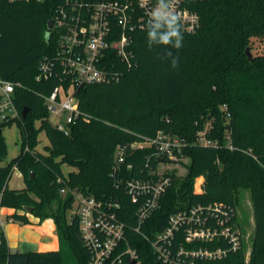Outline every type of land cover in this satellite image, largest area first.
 Listing matches in <instances>:
<instances>
[{
    "label": "trees",
    "instance_id": "16d2710c",
    "mask_svg": "<svg viewBox=\"0 0 264 264\" xmlns=\"http://www.w3.org/2000/svg\"><path fill=\"white\" fill-rule=\"evenodd\" d=\"M65 2L0 0V77L14 83L21 114L0 128V212L13 209L6 221L25 224L31 222L30 214L41 221L52 217L59 238L56 251L22 252L8 245L0 229V263L88 264L89 251L74 214V193L83 192L103 202H119L128 238L143 264H161L150 243L134 230L138 203L125 188L127 178L152 176L157 160L150 158L146 166L151 147L129 148L120 168L116 156L118 145L129 146L163 130L184 141L181 157L189 162L183 176L176 169L169 171L172 183L142 231L161 230L171 213L199 204H223L236 212L237 191L248 188L255 213L249 264H264V0L192 2L189 7L200 18L195 32H187L176 19L134 30L137 65L119 81L77 86L81 113L68 134L50 121L46 100L59 77L38 78L42 63L59 45L61 32L53 26L48 33V21ZM169 22L179 31L180 47L176 39L161 42ZM15 122L22 149L4 165L7 144L2 130ZM44 129L49 144L39 151L37 138ZM63 164L74 170L65 174ZM15 167L25 177L22 189L8 186ZM199 176L205 187L200 193L195 192ZM25 205L33 211H26ZM237 257L243 260V254Z\"/></svg>",
    "mask_w": 264,
    "mask_h": 264
},
{
    "label": "built area",
    "instance_id": "2783aa9c",
    "mask_svg": "<svg viewBox=\"0 0 264 264\" xmlns=\"http://www.w3.org/2000/svg\"><path fill=\"white\" fill-rule=\"evenodd\" d=\"M195 1L199 0H66L60 5L53 19V26L61 32L59 45L55 55L42 63L38 77L55 74L60 80L46 100L52 114L66 116L53 125L69 133V125L81 113L75 96L77 86L119 81L126 70L137 65L134 30L176 19L187 32H195L200 18L189 7ZM14 90L12 81L0 77V128L3 123L21 118ZM201 141L209 143L202 136ZM183 146L181 138L163 130L129 146L118 145V168L125 162L129 148L151 147L146 166H150V158L157 160L158 170L151 167L152 176L125 180L127 194L138 203L134 230L150 243L161 264H249L252 240L249 242L238 212H231L223 204H199L179 210L167 217L161 230L151 234L142 231L172 183L169 171L173 167L168 165L182 159ZM197 184L195 192H203V176ZM74 195V214L89 251L88 264H143L138 248L128 238V225L118 212L119 202H103L83 192ZM4 222L0 217L1 226ZM239 253L243 254L242 261L237 257Z\"/></svg>",
    "mask_w": 264,
    "mask_h": 264
},
{
    "label": "rangeland",
    "instance_id": "374dc122",
    "mask_svg": "<svg viewBox=\"0 0 264 264\" xmlns=\"http://www.w3.org/2000/svg\"><path fill=\"white\" fill-rule=\"evenodd\" d=\"M258 45H259V42L257 40L252 43L253 52H255V50L257 49L256 47ZM262 50H264V44L262 45ZM65 116L66 115L64 113H60L58 115L51 113L50 121L52 122V124H56L59 121H63V119H65ZM2 131H3V135L5 137L6 144H7V155L2 163L4 165H7L14 157L18 156L19 153L21 152L23 140H22L20 127L17 124V122L13 123L12 125H6ZM47 144H49V138H48L46 130L44 129V130H41L38 134L37 149L39 151H43L45 145ZM188 162H189V159L187 157H184L183 159H179V160L174 161L173 163H170L168 166H171L173 167V169H176L177 174L179 176L181 175L183 176V174L186 171L185 164ZM63 170L65 174H68L70 171L74 170V168L69 165L63 164ZM199 180H200V176L195 179V184L197 183L199 184ZM8 186L10 188H15V189H22L25 187V177L16 167L13 169L11 177L8 180ZM237 195H238V199L236 203V212H238V218L244 226V232L246 234H249L248 240L249 242H251L253 238L254 226H255V223H254L255 213H254V208H253L251 191L248 188H240L237 191ZM32 211L33 209L28 212H32ZM43 213L46 214L47 212H43ZM29 217L32 218L33 220H35L36 218L38 220L41 219L40 217H36L35 215H32V214H30ZM46 219H52L54 221L52 217H48ZM46 219H43V220H46Z\"/></svg>",
    "mask_w": 264,
    "mask_h": 264
},
{
    "label": "crops",
    "instance_id": "0c3cea01",
    "mask_svg": "<svg viewBox=\"0 0 264 264\" xmlns=\"http://www.w3.org/2000/svg\"><path fill=\"white\" fill-rule=\"evenodd\" d=\"M13 211L10 208H3L0 212V217L5 221L3 226L0 225V229L12 249L22 252L59 249L56 224L52 219L40 221L37 218L35 220L30 218L31 222L26 224L19 221H6L7 216Z\"/></svg>",
    "mask_w": 264,
    "mask_h": 264
},
{
    "label": "clouds",
    "instance_id": "9594fccd",
    "mask_svg": "<svg viewBox=\"0 0 264 264\" xmlns=\"http://www.w3.org/2000/svg\"><path fill=\"white\" fill-rule=\"evenodd\" d=\"M168 27H169V31L160 37L161 42L164 44H168L173 39H176L177 41L176 46L180 47V43H179L180 35L178 29L174 27L173 22H169Z\"/></svg>",
    "mask_w": 264,
    "mask_h": 264
},
{
    "label": "water",
    "instance_id": "95a60500",
    "mask_svg": "<svg viewBox=\"0 0 264 264\" xmlns=\"http://www.w3.org/2000/svg\"><path fill=\"white\" fill-rule=\"evenodd\" d=\"M52 27H53V19H50V20L48 21V33H50ZM246 54H247L249 60H252V58H253V54H252V52H251V50H250L249 47H246ZM26 113H27V110L24 109V110L22 111V116L24 117V116L26 115ZM24 208H25L26 210H28V211H31V210L33 209L32 206H28V205H25Z\"/></svg>",
    "mask_w": 264,
    "mask_h": 264
}]
</instances>
